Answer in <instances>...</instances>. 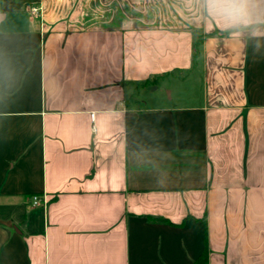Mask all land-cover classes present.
<instances>
[{
	"label": "crops",
	"instance_id": "0c3cea01",
	"mask_svg": "<svg viewBox=\"0 0 264 264\" xmlns=\"http://www.w3.org/2000/svg\"><path fill=\"white\" fill-rule=\"evenodd\" d=\"M250 12L0 0V264H264V0Z\"/></svg>",
	"mask_w": 264,
	"mask_h": 264
},
{
	"label": "clouds",
	"instance_id": "9594fccd",
	"mask_svg": "<svg viewBox=\"0 0 264 264\" xmlns=\"http://www.w3.org/2000/svg\"><path fill=\"white\" fill-rule=\"evenodd\" d=\"M208 15L222 22L224 27L248 26L253 23L252 0H202Z\"/></svg>",
	"mask_w": 264,
	"mask_h": 264
},
{
	"label": "trees",
	"instance_id": "16d2710c",
	"mask_svg": "<svg viewBox=\"0 0 264 264\" xmlns=\"http://www.w3.org/2000/svg\"><path fill=\"white\" fill-rule=\"evenodd\" d=\"M202 41H203V37L198 36L195 46L196 49L194 51V59H196L200 54V45L202 44ZM207 259H208V253L207 251H205V253L195 262V264H207Z\"/></svg>",
	"mask_w": 264,
	"mask_h": 264
},
{
	"label": "built area",
	"instance_id": "2783aa9c",
	"mask_svg": "<svg viewBox=\"0 0 264 264\" xmlns=\"http://www.w3.org/2000/svg\"><path fill=\"white\" fill-rule=\"evenodd\" d=\"M32 12H33L34 14H39L40 9H39L38 7H33V8H32ZM41 203H42V201H41V199H40L39 197H37V196L33 197V205H34V206H38V205H40Z\"/></svg>",
	"mask_w": 264,
	"mask_h": 264
}]
</instances>
